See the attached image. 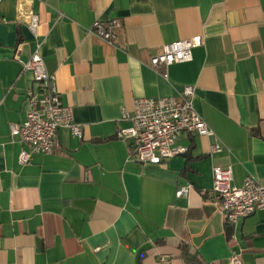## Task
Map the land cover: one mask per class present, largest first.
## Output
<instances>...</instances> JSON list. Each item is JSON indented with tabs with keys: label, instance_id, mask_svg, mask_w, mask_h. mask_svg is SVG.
Segmentation results:
<instances>
[{
	"label": "crops",
	"instance_id": "obj_1",
	"mask_svg": "<svg viewBox=\"0 0 264 264\" xmlns=\"http://www.w3.org/2000/svg\"><path fill=\"white\" fill-rule=\"evenodd\" d=\"M28 8L36 33L14 0L0 4V264H228L234 254L264 264V210L229 235L212 201L215 167H231L234 186L250 176L264 185V0H32ZM97 19L119 20L115 44L88 32ZM198 35L191 62L150 67L165 44ZM36 50L83 135L61 129L52 154L22 166L27 146L10 125L26 119L32 76L23 65ZM185 86L195 87L194 107L216 137L181 134L190 164L186 154L135 161L116 137L130 125L123 109ZM215 138L222 152H211ZM182 186H191L188 198L176 196Z\"/></svg>",
	"mask_w": 264,
	"mask_h": 264
},
{
	"label": "built area",
	"instance_id": "obj_2",
	"mask_svg": "<svg viewBox=\"0 0 264 264\" xmlns=\"http://www.w3.org/2000/svg\"><path fill=\"white\" fill-rule=\"evenodd\" d=\"M4 0H0V4ZM20 21L36 33L38 17L28 8L32 0H14ZM121 23L117 19L95 20L88 30L106 41L115 44ZM203 45V36L180 39L162 47L161 52L151 56L150 67L165 69L174 64L193 60V50ZM24 70L31 73L32 84L27 91L26 119L10 125L12 138L18 137L27 146L19 154V164L32 163L34 154H52L58 147V133L68 129L81 138L82 128L75 122L71 106L61 100L56 87V78L50 74L43 58L36 50L24 63ZM195 87L185 86L178 96L161 98H138L131 110L123 109L120 121L129 122L127 127L119 128L116 137L128 142L133 159L144 165L166 164L172 158L187 153V148L177 145L183 133L204 137H216L203 117L194 107ZM221 144L215 138L212 153L222 152ZM191 186H182L177 197L188 198ZM213 203L226 216V223L233 228L243 219L264 210V185L253 177H247L241 187L233 185L231 167L213 169ZM228 264H243L241 257L234 254Z\"/></svg>",
	"mask_w": 264,
	"mask_h": 264
},
{
	"label": "trees",
	"instance_id": "obj_3",
	"mask_svg": "<svg viewBox=\"0 0 264 264\" xmlns=\"http://www.w3.org/2000/svg\"><path fill=\"white\" fill-rule=\"evenodd\" d=\"M186 157H187V162L188 164H190L194 158H192L191 154H190V150L188 151V153H186ZM227 229H228V232L230 231L231 232V227L228 226L227 224ZM230 232L228 233L230 235ZM182 250H183V253L187 255V252H185V248L182 246ZM143 255V254H142ZM141 255V256H142ZM141 258V257H140Z\"/></svg>",
	"mask_w": 264,
	"mask_h": 264
}]
</instances>
